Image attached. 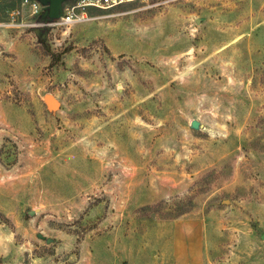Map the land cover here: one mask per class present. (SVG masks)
<instances>
[{
  "label": "rangeland",
  "instance_id": "374dc122",
  "mask_svg": "<svg viewBox=\"0 0 264 264\" xmlns=\"http://www.w3.org/2000/svg\"><path fill=\"white\" fill-rule=\"evenodd\" d=\"M86 13L0 0V264H264V0Z\"/></svg>",
  "mask_w": 264,
  "mask_h": 264
},
{
  "label": "built area",
  "instance_id": "2783aa9c",
  "mask_svg": "<svg viewBox=\"0 0 264 264\" xmlns=\"http://www.w3.org/2000/svg\"><path fill=\"white\" fill-rule=\"evenodd\" d=\"M135 0H74L63 7V13L59 20L52 24L44 25V27L51 26H68L73 23H79L87 19L88 9H102L108 10L115 8L123 3L134 2ZM23 4L29 6L32 15H40L42 6L33 0H23Z\"/></svg>",
  "mask_w": 264,
  "mask_h": 264
},
{
  "label": "water",
  "instance_id": "95a60500",
  "mask_svg": "<svg viewBox=\"0 0 264 264\" xmlns=\"http://www.w3.org/2000/svg\"><path fill=\"white\" fill-rule=\"evenodd\" d=\"M42 6V12L39 15L38 21L40 24H52L59 20L63 13V4L71 0H33ZM46 108L49 111L57 109L58 103L53 96L47 94L43 98ZM200 125L197 121L191 122V128L194 130L199 129ZM41 237V236H38ZM49 242V240H47Z\"/></svg>",
  "mask_w": 264,
  "mask_h": 264
},
{
  "label": "crops",
  "instance_id": "0c3cea01",
  "mask_svg": "<svg viewBox=\"0 0 264 264\" xmlns=\"http://www.w3.org/2000/svg\"><path fill=\"white\" fill-rule=\"evenodd\" d=\"M9 26H10V24H5L3 22H0V45H2L4 43V40L2 38V33H3L2 28H4V27L7 28ZM14 44L16 45V43H14ZM1 78H2V74L0 73V97H1V94L3 93V91H4V86L1 83ZM188 240L189 241H187V242H190V241L191 242H190V244L187 243V245L184 244L185 249L183 250V252H184L183 255H184V257L191 258L190 260H192V259H195L196 257H198V254L201 252L200 251L201 250L200 249L201 233L196 232L195 235H190L188 237Z\"/></svg>",
  "mask_w": 264,
  "mask_h": 264
},
{
  "label": "trees",
  "instance_id": "16d2710c",
  "mask_svg": "<svg viewBox=\"0 0 264 264\" xmlns=\"http://www.w3.org/2000/svg\"><path fill=\"white\" fill-rule=\"evenodd\" d=\"M71 2H74V0H71V1H67L63 4V7L68 4V3H71ZM51 55V63H50V66L54 65L55 63H58L60 62L61 60V57H62V53H58V54H50Z\"/></svg>",
  "mask_w": 264,
  "mask_h": 264
}]
</instances>
